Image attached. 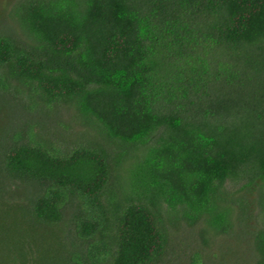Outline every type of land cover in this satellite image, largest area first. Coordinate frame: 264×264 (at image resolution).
<instances>
[{"label":"trees","instance_id":"obj_1","mask_svg":"<svg viewBox=\"0 0 264 264\" xmlns=\"http://www.w3.org/2000/svg\"><path fill=\"white\" fill-rule=\"evenodd\" d=\"M10 16L0 264H171L174 231L201 220L226 264H264V0H20Z\"/></svg>","mask_w":264,"mask_h":264},{"label":"rangeland","instance_id":"obj_2","mask_svg":"<svg viewBox=\"0 0 264 264\" xmlns=\"http://www.w3.org/2000/svg\"><path fill=\"white\" fill-rule=\"evenodd\" d=\"M18 1L20 0H0V22L6 24V26H9L16 31H19V28L17 27L15 18L10 16V12L12 7ZM8 110V112H0V121L2 120L3 116L7 118L9 116V112H15L14 110H11L10 107ZM58 110L56 113L58 115V120H62L64 123L69 121L72 126L73 122L74 124L76 123L77 125H82L79 119H74L75 111L72 107H59ZM73 128L75 127L73 126ZM76 128H78V126H76ZM203 226L204 224L201 220L196 222L192 229L185 227L184 230L178 228L174 231V243L172 246L173 252L170 253V257L168 256L170 259L173 257L171 264H188L189 256L193 253V251L199 252L202 255V258L212 254L211 258L209 257L208 260H203L205 264H226V237H223L225 235L216 234L215 232L209 231L207 234H205L208 239L207 243H204L202 236L200 235V230ZM235 242L236 241L233 239H230L231 244ZM237 243L239 246H244L243 240H239ZM176 253H179L178 257ZM222 258L225 259L222 260Z\"/></svg>","mask_w":264,"mask_h":264}]
</instances>
